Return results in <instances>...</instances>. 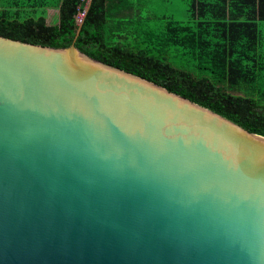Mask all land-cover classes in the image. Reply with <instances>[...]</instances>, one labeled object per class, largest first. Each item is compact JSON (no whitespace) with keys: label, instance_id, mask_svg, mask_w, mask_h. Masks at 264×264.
Listing matches in <instances>:
<instances>
[{"label":"water","instance_id":"water-1","mask_svg":"<svg viewBox=\"0 0 264 264\" xmlns=\"http://www.w3.org/2000/svg\"><path fill=\"white\" fill-rule=\"evenodd\" d=\"M0 264H264V136L0 36Z\"/></svg>","mask_w":264,"mask_h":264},{"label":"trees","instance_id":"trees-1","mask_svg":"<svg viewBox=\"0 0 264 264\" xmlns=\"http://www.w3.org/2000/svg\"><path fill=\"white\" fill-rule=\"evenodd\" d=\"M24 9L46 7L31 0ZM186 20L159 15L136 28L135 0H59L58 21L41 12L0 13V36L85 55L137 75L264 136V0H183ZM83 11L76 34V15ZM74 38V39H73ZM179 58H182L181 63Z\"/></svg>","mask_w":264,"mask_h":264},{"label":"rangeland","instance_id":"rangeland-1","mask_svg":"<svg viewBox=\"0 0 264 264\" xmlns=\"http://www.w3.org/2000/svg\"><path fill=\"white\" fill-rule=\"evenodd\" d=\"M134 17L137 16L140 21L136 28L146 30L148 28L157 29L159 20L154 17L153 8L159 12V15L168 19V16L174 17L179 20H186L188 13L186 12L187 5L183 0H135ZM79 15V14H78ZM24 17V16H22ZM77 19V17H76ZM261 31L262 46L264 50V21L258 22ZM182 58H179L181 63Z\"/></svg>","mask_w":264,"mask_h":264},{"label":"crops","instance_id":"crops-1","mask_svg":"<svg viewBox=\"0 0 264 264\" xmlns=\"http://www.w3.org/2000/svg\"><path fill=\"white\" fill-rule=\"evenodd\" d=\"M27 2H32V1L31 0H0V13L4 12L5 14H8L10 16L21 17L24 16V13L26 12H41L44 15L46 24L57 23L59 0H49L48 1L49 5H47L46 7H38L31 10L24 9V6L27 4ZM137 19H139L138 16Z\"/></svg>","mask_w":264,"mask_h":264},{"label":"built area","instance_id":"built-area-1","mask_svg":"<svg viewBox=\"0 0 264 264\" xmlns=\"http://www.w3.org/2000/svg\"><path fill=\"white\" fill-rule=\"evenodd\" d=\"M88 0H85V2H87ZM83 11L84 10H82L81 12H79L78 14H77V19H76V21H79L80 19H81V17H82V15H83Z\"/></svg>","mask_w":264,"mask_h":264}]
</instances>
